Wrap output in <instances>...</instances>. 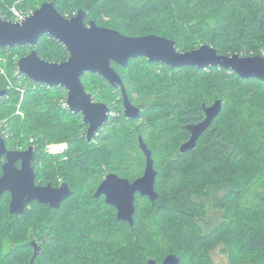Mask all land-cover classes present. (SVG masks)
I'll return each instance as SVG.
<instances>
[{
  "label": "trees",
  "instance_id": "trees-1",
  "mask_svg": "<svg viewBox=\"0 0 264 264\" xmlns=\"http://www.w3.org/2000/svg\"><path fill=\"white\" fill-rule=\"evenodd\" d=\"M45 1L68 17L82 8L87 20L126 35L167 37L180 51L211 44L225 55L264 54V0H0V16L11 19V6L34 11ZM31 49L0 48L5 72L0 89H7L0 99V121L9 133L2 136L7 145L35 147L36 182L64 181L72 194L56 210L33 202L22 214L10 215L5 192L0 264H29L31 240L42 241L32 264H147L148 258L161 263L168 253L177 255L179 264H213L210 252L217 247L231 264H264V81L218 66L172 68L143 56L131 58L126 67L112 62L132 103L144 108L139 118H126L120 89L86 72L81 77L85 90L111 109L88 142L81 113L59 103L66 97L64 88L15 76L17 59ZM35 49L48 61L68 57L47 34ZM17 78L26 84L23 120L13 113L20 97L14 89ZM217 98L220 113L196 147L179 155L188 138L184 119L197 120L202 105ZM5 101L9 104L3 107ZM139 136L151 150L159 197L152 202L136 194L130 226L116 219V209L103 196L93 194L108 173L129 180L143 174ZM49 141H65L66 151L45 153ZM208 199L221 220L206 227Z\"/></svg>",
  "mask_w": 264,
  "mask_h": 264
},
{
  "label": "water",
  "instance_id": "water-1",
  "mask_svg": "<svg viewBox=\"0 0 264 264\" xmlns=\"http://www.w3.org/2000/svg\"><path fill=\"white\" fill-rule=\"evenodd\" d=\"M87 12L78 8L72 16L61 14L52 1L41 3L29 16L21 21H13L0 16V48L29 45L32 49L16 61L18 72L28 80L51 87H61L67 92V109L81 113L87 125L86 140L91 142L97 132L109 119L110 106L93 100L81 81L86 72L101 75L112 87L119 88L124 116L128 119L140 117L143 105H135L130 100L119 73L112 62L126 67L131 58L146 57L149 62L167 64L172 68L193 66L206 68L218 66L236 72L242 78H255L264 81V55L242 56L220 54L211 44L180 51L174 40L155 34L130 36L114 28L96 24L88 19ZM47 34L60 42L68 53L64 61L55 62L41 58L35 46L39 38ZM7 89H0V99ZM222 108L221 99L211 105H202L201 119L184 127L188 138L178 148L179 155L196 147L199 137L212 124ZM138 144L145 155V169L140 177L129 180L115 173L107 174L97 186L93 196H104L105 203L116 209V219L134 225L136 194L147 196L154 202L159 194L155 190L157 170L151 150L139 136ZM36 150L29 146L23 150L9 151L0 132V160L5 154L0 175V198L5 192L10 194L8 212L10 215L22 214L33 202L58 209L61 202L72 191L66 182L54 187L51 183L38 185L32 160ZM21 160V167L15 163ZM33 253L30 263L39 253V245L32 243ZM180 259L168 253L161 263L148 258L147 264H179ZM250 264V263H238Z\"/></svg>",
  "mask_w": 264,
  "mask_h": 264
},
{
  "label": "rangeland",
  "instance_id": "rangeland-1",
  "mask_svg": "<svg viewBox=\"0 0 264 264\" xmlns=\"http://www.w3.org/2000/svg\"><path fill=\"white\" fill-rule=\"evenodd\" d=\"M202 45V44H201ZM264 55V54H263ZM159 67V66H158ZM207 68V67H206ZM206 68H204V69H206ZM2 68H0V73L1 74H4L5 75V72H2ZM18 79V78H17ZM15 85V87H14V89L17 91V92H19L18 90H17V88H21V87H23L24 86V83H23V81L22 80H20V79H18V83L17 84H14ZM12 88V87H11ZM24 94H25V91H24V93L23 94H21L20 92H19V95H20V97H19V101L16 103V106H15V108L13 109V113L16 115V117H19V119L20 120H23L24 119V112H23V110H22V108H21V103H22V101H23V98H24ZM66 98V97H65ZM65 98H63L62 100H64L65 101ZM4 101V100H3ZM60 102V104L62 105V103H63V107H65L64 106V101H61V100H59ZM9 103L7 102V101H5V102H3V107L4 106H7ZM113 114V113H112ZM124 114V113H123ZM111 115V114H110ZM4 122L5 121H0V131H2V127H6V125H4ZM4 131H5V134H7L8 136H9V133H8V130L7 129H4ZM63 142H65V141H63ZM56 143H60V142H56V141H49V142H47V143H45V145H44V152L46 153L47 151L45 150L46 149V145H49V144H56ZM66 143V142H65ZM48 153V152H47ZM48 154H50V153H48ZM207 202V216H206V218L202 221V225H204V226H214V225H216L220 220H221V212L219 211V210H216V209H214L213 207H212V204H211V202H210V200L208 199V200H206ZM210 255H211V259H212V263L213 264H231L230 262H229V260H228V258H227V255L224 253V252H222L221 251V248H219V247H217V248H215V249H213L211 252H210Z\"/></svg>",
  "mask_w": 264,
  "mask_h": 264
},
{
  "label": "built area",
  "instance_id": "built-area-1",
  "mask_svg": "<svg viewBox=\"0 0 264 264\" xmlns=\"http://www.w3.org/2000/svg\"><path fill=\"white\" fill-rule=\"evenodd\" d=\"M10 11H11V14H12L11 20H13V21H21V20H23L25 17L29 16L33 12V10L31 8L20 9V8H17L15 5L10 7ZM2 72H4V71L2 70ZM15 76L20 77V76H23V75H21L18 72V70H16ZM25 85L26 84H24V86L21 87V88H17V90L21 94H23L24 91H25ZM61 101H64V100H61ZM62 105H63V103H62ZM64 106L67 107L66 101H64ZM0 132L4 133V130H2ZM66 149H67V143L60 142V143H56V144L46 145V149L45 150L48 153H50V154H61V153H64L66 151Z\"/></svg>",
  "mask_w": 264,
  "mask_h": 264
},
{
  "label": "flooded vegetation",
  "instance_id": "flooded-vegetation-1",
  "mask_svg": "<svg viewBox=\"0 0 264 264\" xmlns=\"http://www.w3.org/2000/svg\"><path fill=\"white\" fill-rule=\"evenodd\" d=\"M121 92V91H120ZM94 100V99H93ZM111 114V113H110ZM201 119V114L200 115H198L197 116V120H195V121H188L187 119H184V125H183V127L185 126V125H187V124H190V123H195V122H197L198 120H200ZM87 126V125H86ZM185 128V127H184ZM186 129V128H185ZM208 129V128H207ZM187 130V129H186ZM188 132V131H187ZM97 133H98V131L97 132H95V134L94 135H97ZM189 136V135H188ZM5 140V139H4ZM93 140V139H92ZM5 147H6V149L7 150H9V151H18V150H23V149H25V148H20V147H17V145H15V146H10V145H7L6 144V142H5ZM29 147V146H28ZM35 154H36V152H35ZM35 154H34V157H33V160H32V166H33V168H34V164H35ZM4 161H6V158H5V154L4 155H2V157H1V160H0V170H1V173H0V175L2 174V169H1V166H2V163L4 162ZM15 165H16V167L17 168H20L21 167V160H17L16 161V163H15ZM35 170V169H34ZM109 174V173H108ZM35 175H36V172H35ZM107 175V174H106ZM105 175V176H106ZM104 176V177H105ZM141 176V175H140ZM139 176V177H140ZM103 177V178H104ZM103 180V179H102ZM35 182H36V177H35ZM62 182H64V181H61L59 184H57V185H52V186H54V187H57V186H59ZM38 185H45V184H41V183H38V182H36ZM101 183V182H100ZM47 184V183H46ZM138 194V193H137ZM140 195V194H139ZM103 198H104V196H103ZM136 199V198H135ZM53 209V208H52ZM33 242H36L38 245H39V252L41 251V249H42V241H35V240H31V248H32V253H33V246H32V243ZM33 263V262H32ZM32 263H30V260H29V264H32Z\"/></svg>",
  "mask_w": 264,
  "mask_h": 264
},
{
  "label": "clouds",
  "instance_id": "clouds-1",
  "mask_svg": "<svg viewBox=\"0 0 264 264\" xmlns=\"http://www.w3.org/2000/svg\"><path fill=\"white\" fill-rule=\"evenodd\" d=\"M2 134V133H1ZM4 138V137H3Z\"/></svg>",
  "mask_w": 264,
  "mask_h": 264
}]
</instances>
